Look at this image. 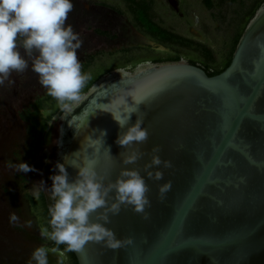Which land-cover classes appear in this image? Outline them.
<instances>
[{
	"label": "water",
	"instance_id": "1",
	"mask_svg": "<svg viewBox=\"0 0 264 264\" xmlns=\"http://www.w3.org/2000/svg\"><path fill=\"white\" fill-rule=\"evenodd\" d=\"M135 39V46L165 51L139 32ZM260 44L264 5L230 65L218 75L209 76L183 60L148 63L134 75L118 71L91 88L74 113L90 106L96 113L78 130L67 122L64 126L61 162L69 180L78 173L71 164L86 159L96 160L98 173L113 181L122 168H136L149 186L151 207L148 220L123 207L110 215L105 226L118 239L131 237L134 243L111 250L90 242L82 252H73L78 264H264V63L256 71ZM113 115L129 116L128 126L141 118L149 131L148 141L140 145L145 155L134 165L122 163L120 153L127 150L115 143L122 129ZM101 132L107 134L101 137ZM155 145L161 159L173 165L160 166V181L143 171ZM169 180L172 188L161 202L158 186Z\"/></svg>",
	"mask_w": 264,
	"mask_h": 264
},
{
	"label": "clouds",
	"instance_id": "2",
	"mask_svg": "<svg viewBox=\"0 0 264 264\" xmlns=\"http://www.w3.org/2000/svg\"><path fill=\"white\" fill-rule=\"evenodd\" d=\"M73 8L72 0H0V86H4L6 81L11 85L12 73L25 72L30 61L39 84L56 101L61 113L60 120L66 121L69 128L78 130L85 122L88 123L89 116L94 115L96 109L90 106L81 114L73 115L85 98L83 89L92 79L90 73L83 71L77 54L83 41L67 24ZM259 47L261 56L256 62L257 72L264 63V44ZM126 111L131 114L135 109ZM48 115V111H42L43 117ZM113 117L122 129L115 143L127 150L120 153L122 163L134 165L145 155L140 145L148 141L149 131L142 127L144 121L141 118L128 126L129 116ZM55 120L54 116L49 126ZM60 132L62 136L63 128ZM106 134L101 132V137ZM160 151L159 145L153 146L151 159L143 168L147 177L155 181L163 179L160 166L173 167L171 161L161 159ZM96 164L94 159H86L83 164H71L78 169V173L70 181L65 163L57 162V174L49 177L51 187H46L41 180L33 188L32 194L37 200L41 192L49 194L48 219L46 224L39 225V235L50 242V246L36 247L27 264H49V253L56 256V264H66L68 253L82 252L90 242L111 250L126 248L134 243L131 237L118 239L115 232L105 225L110 223V215H118L122 207L130 208L148 220L146 209L151 207L149 186L136 168H122L113 181L98 173ZM6 166L23 173L37 171L25 162L8 161ZM171 188V180L158 186V199L161 202ZM93 214L96 215L95 221L91 219ZM18 220L16 212H10L9 223L16 225ZM27 224L31 227V222Z\"/></svg>",
	"mask_w": 264,
	"mask_h": 264
},
{
	"label": "flooded vegetation",
	"instance_id": "3",
	"mask_svg": "<svg viewBox=\"0 0 264 264\" xmlns=\"http://www.w3.org/2000/svg\"><path fill=\"white\" fill-rule=\"evenodd\" d=\"M141 1L146 3L143 4V7L147 8L146 10L150 16L149 19L153 25H155L153 17L156 15L160 16L158 21L165 25L172 24L182 27V24L184 25L185 23L186 25V23H189L187 15L182 13L181 0ZM158 2H160V4ZM162 5H164L173 16L169 13H160V7ZM125 6L129 7V5L126 4ZM190 7H192V5ZM106 8L107 7L104 4L100 3L83 4L79 0L74 3V10L71 13L73 15L76 13V16L71 23L69 22L70 25L77 33L78 29L82 26H85L88 29L83 32V34L87 36L85 38L81 37L83 44L88 48L93 50L94 47L96 48L99 46L94 55L91 53L87 57L89 59H85L83 56L80 58V61L83 64V71L89 73L94 71V69L106 66L107 63H111L112 66H117L112 69L109 74L98 78L100 81L102 78L118 71H126L130 75H134L137 71H140V67L148 63L158 65L153 63L152 60L141 61L135 64L138 62L137 60L140 56L150 55L148 53L151 51V48L138 46L132 47L131 45L137 40L129 30L128 26H130V20L122 21V19H120L121 14L117 11L112 12V14L105 13L103 9ZM80 15H82L84 19H81L82 17L79 18ZM190 30L191 26L188 27L187 31L191 33ZM83 44L82 47L78 49L77 54L85 48ZM92 44L94 46L93 48H91ZM112 45L115 47L110 48ZM204 49L208 48L206 47ZM134 50L136 53H131ZM108 54H112V56L106 59L105 56H108ZM200 54L204 55L205 53L202 50L200 51ZM92 56L97 58L101 57L100 61H97V63L95 62V66H92L89 61ZM204 57H207L209 63L215 61V56L211 53L208 55L205 54ZM129 59L134 61L126 67H119L120 65L114 64L117 60H121L120 62H122V60L125 61ZM183 61L201 67L208 75L210 71H214V69L211 70L207 66L189 59H184ZM135 70L137 71L135 72ZM6 88L7 86H4V90H6ZM47 97L48 95L45 94L44 96L33 99L31 102H28L19 113L11 110V104L8 103L7 97L2 100L0 99V264H27L32 251L36 247L42 245L50 246V242L44 240L39 235V225L46 224L48 219L47 209L51 203L49 194L41 192L40 198L37 200L32 194V190L35 187L32 184L34 174L32 172H18L6 166V162L8 161H12L13 163L25 162L31 166V164L39 159V156L41 157L43 149H47V147L50 146L49 142L53 136L55 124L57 123V120L60 119L61 113L59 112L53 115V117H56V120L51 126L48 124L49 130L42 137L41 146L38 151H34L35 141L30 134L32 122L29 120L35 112L36 107L42 103V101L47 103V108L41 110L40 115H42V111H48V113L53 111L56 101L52 99L49 100ZM73 115H76V113H73ZM43 118V116H40L37 119L38 122H41ZM13 121L15 122V125L19 127L21 126L20 124L26 125L25 135H22L18 129L16 131L14 130ZM18 121L20 122L19 124ZM64 147L65 145H62L61 143L57 148L58 153L55 162L51 164L48 158L45 160V164L43 165L45 182H50L49 177L57 174L58 170L55 169V165L57 162L62 161L63 158L61 153L64 151ZM13 211H15L19 217L16 225L9 223V214ZM27 222H31V227L28 226ZM67 255L68 260L66 261V264H76L77 259L75 255V259L71 257L70 253ZM48 260L49 264H56L57 258L54 254L49 253Z\"/></svg>",
	"mask_w": 264,
	"mask_h": 264
},
{
	"label": "rangeland",
	"instance_id": "4",
	"mask_svg": "<svg viewBox=\"0 0 264 264\" xmlns=\"http://www.w3.org/2000/svg\"><path fill=\"white\" fill-rule=\"evenodd\" d=\"M253 1L255 0H215L213 2L216 3V6L211 11L207 5H203L202 0H181L182 13L186 14L188 12V14L193 17V26H191L192 30L190 31H193L194 33L188 32V34L185 35L187 37L189 36L191 39H194V42H191V45H189L188 48L184 47V50H182L187 58L194 62H201L200 64L207 67H212L214 71H219L225 68L230 59V54L233 50V43L238 34L242 33L243 28H245V16H247V12L249 10V7H251ZM191 5L192 7H190ZM146 9V7L140 8V21L148 27V30L157 31L158 29H156L153 23H151L149 19L150 16L148 13H146ZM86 30L88 29L85 26H82L78 29V34L80 35V37L85 38L87 36L83 34V32ZM196 31L199 33H197ZM83 45L85 48L81 50L80 53H78L79 59L82 56L85 59H89L87 57L91 53H93L94 55L96 49L99 48V46L95 48L92 44L91 48L94 47L92 50L85 44ZM206 47L208 48V50L204 49ZM202 50L207 55L210 54V51H212L213 55L215 56V61L209 63L207 57H204L205 54H200V51ZM21 53L23 55L22 49ZM105 57L106 59H108V56ZM144 57L145 56H140L139 61ZM25 58L27 59L26 56ZM100 59L101 57H98L95 62L97 63V61H100ZM96 63L92 65L95 66ZM137 63L139 62H136L135 64ZM106 69H108V66H104L102 68L100 67L98 69H94V71L89 72L92 79L88 82V84L92 83L93 80H98V78H100L99 74H103ZM136 71L137 70H135V72ZM118 74L119 73L116 72L114 75L116 76ZM10 79L13 81V83L9 85L6 81L4 85L7 86L6 90H4V86H0V99L2 100L7 97L8 103L11 104V110L16 113L22 111L23 107L28 102H31L33 99L44 96L46 94V90L38 82V76L31 70L30 61L29 68L25 72L20 74L13 72ZM84 90L85 89H83V91ZM89 94V92L84 94L85 98L80 102L79 106ZM77 108L75 109V111L77 110ZM53 109L54 110L52 112L58 109L56 104L54 105ZM65 122L66 121L64 120H57L55 129L53 131V136L51 137L49 142L50 146H48L47 149L44 148L41 157L39 156V159H37L35 163L31 164V167H34L37 170L32 171V173L34 174L32 184L34 186H37L41 180L45 182L43 170L45 160L48 158L49 162L52 164L57 159V148L59 147V145H61V143H58V141H62L63 139V135L61 136L60 129L63 128L64 132ZM19 123L20 122L18 121V124ZM20 125L21 126L19 127L15 125L14 122V130L16 131L18 129L19 132L22 133V135H25L26 125ZM49 181L50 182H45V186L50 188L52 183L50 178Z\"/></svg>",
	"mask_w": 264,
	"mask_h": 264
},
{
	"label": "crops",
	"instance_id": "5",
	"mask_svg": "<svg viewBox=\"0 0 264 264\" xmlns=\"http://www.w3.org/2000/svg\"><path fill=\"white\" fill-rule=\"evenodd\" d=\"M75 1H77V0H72L73 5H74ZM79 1L83 4H95V3L104 4L107 7L106 9H103L105 13H111L112 14V12H114V11L119 12L121 14V17L120 16H118V17H120V19H122V21L130 20V22L132 23V24L129 23L130 26H128V27H129V30L131 31L132 35L135 38H136V32H139L140 34H142L146 38L150 39L151 41H153L156 44L161 45L165 48V51H157V50H154L151 48V51L148 53L150 55L145 56L140 61L138 59L137 60L138 62L147 61V60H152V61L165 60V59H167L171 56L177 55V54L182 55L183 60L188 59L187 56L185 55V53L182 51V50H184V47L188 48L189 45H191V42H194V39H191L189 36L187 37L185 35V34H188V31H187L188 27L193 26L192 25L193 24V17L190 16L188 14V12L185 15H187V18L189 19V23H186V25H185V23H184V25L182 24V27H180V26L178 27V26L172 25V24H166L165 25L164 23H161L158 21L160 19V16L156 15L153 17V19L155 21L154 26L156 27V29L160 28L164 31H167V32L171 33L176 40H179V42H177V43L176 42L163 43V42H161L159 36H154V35L150 34L149 33L150 30L148 31V29H147L148 27L140 21L139 10H140V8H145V7H143V4H146L144 1H141V0H79ZM213 1H215V0H213ZM158 3L160 4V2H158ZM202 3L204 6L206 5L204 0H202ZM125 4L129 5V7L125 6ZM215 6H216V3H214V6H212L209 9L212 11ZM160 9H161L160 13H162V14L163 13H169L171 15L169 10L164 5H162L160 7ZM73 10H74V8H73ZM146 13H148L147 10H146ZM75 16H76V13H74V15L72 13H70L68 16L67 24H70L75 19ZM171 16H173V15H171ZM81 17H82V15L79 16V18H81ZM81 19H84V18L82 17ZM181 23H182V20H181ZM191 32L194 33L193 31H191ZM197 33H199V32H197ZM131 46L132 47H137V46L140 47L139 45L135 46L133 44ZM113 47H115V46H113V45L110 46V48H113ZM131 53H136V52L134 50ZM210 53L213 55L212 51H210ZM110 56H112V54H108V57H110ZM95 59L97 60V57L92 56V58L89 60L91 62L90 63L91 65L95 63V61H96ZM120 61L121 60H119V61L117 60V62H115L114 64L120 65L119 67H126L129 64H131V62L133 63L134 60L132 61V59H129V60H125V61L122 60V62H120ZM197 63H201V62H197ZM106 66H108V69H106V71L112 70V69L117 67L115 65L112 66L111 63L110 64L107 63ZM208 68L213 70L212 67H208ZM103 74H101V75L99 74V77H101Z\"/></svg>",
	"mask_w": 264,
	"mask_h": 264
},
{
	"label": "trees",
	"instance_id": "6",
	"mask_svg": "<svg viewBox=\"0 0 264 264\" xmlns=\"http://www.w3.org/2000/svg\"><path fill=\"white\" fill-rule=\"evenodd\" d=\"M204 1H205L206 5L209 8L214 6L213 0H204ZM263 5H264V0H255V1H253L251 7L249 8V10L247 12V16H245V21H244V23H245L244 27L245 28H243V32L242 33L238 34L237 38L235 39V41L233 43V50H232V52L230 54V59H229L227 65H226V67L221 69V70H219V71H210L209 72L210 76H215V75H218V74L222 73L230 65L231 59L233 57V54H234V52H235V50H236V48H237L242 36L244 35L248 25L255 18V16L257 15L258 11L260 10V8ZM149 33L154 35V36H159L161 42H163V43H167V42H176L177 43V42H179V40H176L171 33L167 32V31H164V30H162L160 28H158L157 31L156 30L155 31L150 30ZM182 59H183L182 55L177 54V55L171 56V57H169V58H167L165 60H158V61H152V62L155 63V64H159V63H177V62H180ZM111 71L112 70L106 71L102 76H104L106 74H109ZM96 81L97 80H95V81L93 80L92 83H90V84H88L86 86L85 90L83 91V95L89 92V90L92 88V86L94 85V83ZM47 99L54 100L50 96H48ZM46 104L47 103L45 101H42V103H40L36 107L35 112L32 114L31 118L29 119L32 122V126L30 127V134H31V137L33 138V140L35 141L34 151H38L40 149L42 137L48 132V130H49L48 124L52 120L53 115L60 112L59 109H56L55 110L56 112L49 113V115L47 117H44L41 122H38L37 119L40 116H42V115H40V111L41 110H45V108H47ZM61 247H63V246H61ZM70 255H71V257L73 259H75L74 254L72 252L70 253ZM76 264H77V261H76Z\"/></svg>",
	"mask_w": 264,
	"mask_h": 264
},
{
	"label": "bare ground",
	"instance_id": "7",
	"mask_svg": "<svg viewBox=\"0 0 264 264\" xmlns=\"http://www.w3.org/2000/svg\"><path fill=\"white\" fill-rule=\"evenodd\" d=\"M133 44H135V43H133Z\"/></svg>",
	"mask_w": 264,
	"mask_h": 264
}]
</instances>
